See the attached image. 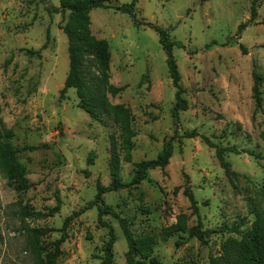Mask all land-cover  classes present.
<instances>
[{"label": "rangeland", "instance_id": "1", "mask_svg": "<svg viewBox=\"0 0 264 264\" xmlns=\"http://www.w3.org/2000/svg\"><path fill=\"white\" fill-rule=\"evenodd\" d=\"M253 1L138 0L139 19L167 28L185 45L173 51L188 101L176 125V89L153 28L113 8L90 12L91 32L110 51L106 72L90 56L84 65V81L106 106L92 116L79 107L77 89L60 95L69 72L63 27L70 16L52 10L60 0H0V143L26 183L21 191L0 170V264L46 261L33 230L47 228L39 243L49 251L64 232L68 236L55 264H101L109 239L101 221L116 235L111 264H128L118 220L105 215L100 221L96 207L85 208L98 182L131 183L136 164L157 158L170 139L167 167L104 195L132 237L153 235V255L164 264H210L230 237H240L236 229L253 225L256 206H264V0H257L253 23L238 32L251 18ZM131 2L110 0L113 6ZM109 86L125 89L114 95ZM111 105L122 108L119 114ZM203 137L238 150L226 157L237 176L226 175ZM182 214L189 218L187 231L165 235ZM199 223L205 241L192 234Z\"/></svg>", "mask_w": 264, "mask_h": 264}, {"label": "trees", "instance_id": "2", "mask_svg": "<svg viewBox=\"0 0 264 264\" xmlns=\"http://www.w3.org/2000/svg\"><path fill=\"white\" fill-rule=\"evenodd\" d=\"M138 0H132L131 3H124L121 5L113 6L110 4V0H60V6L53 8L52 10L62 15L69 12V20L63 27L64 33L68 37V52H69V72L66 77L64 86L61 90V98L65 96L67 91L71 88H75L78 91L79 107L84 109L87 113L95 116V111H104L106 106L104 105L101 97L96 94H92L87 82L83 79V70L88 56L93 57L98 65V69L103 72L109 68L110 51L109 44L106 40L98 39L91 32L90 12L94 9H108L113 8L121 13L128 14L133 22L137 25H145L153 28L159 36V42L162 46L167 59V67L170 78L172 79L173 86L176 89L175 103L172 108L173 118L176 125L179 124V114L181 111L188 109V101L185 98V89L181 85V74L179 71L178 63L174 56V48L185 49L183 42L178 40H172L170 32L167 28L146 22L141 20L137 16ZM256 3L254 0L252 3L251 18L238 26V32H242L249 24L253 23L256 16ZM243 51H246L244 46L241 45ZM104 74V73H102ZM256 80H259V76L254 75ZM257 84V82H256ZM109 91L117 95L121 93L124 87L109 86ZM255 96L259 99L257 93V86H255ZM112 111L119 114L118 106H109ZM129 110L127 109V112ZM197 133L193 132L188 134L187 137H194ZM207 143L216 148V155L220 162L221 167L224 169L226 175L229 178L237 176V173L232 170L231 164L227 161L226 157L230 152L239 154L235 148H223L218 145L212 144L208 138L203 137ZM174 153L173 139L167 141L163 149L158 154L157 158L152 160L141 161L136 164V170L133 180L129 184L115 182L109 186H103L101 183H97V194L93 201L89 202L85 209H91L96 207L99 213V218L105 215H110L118 220L120 227L124 233L126 240L128 241L127 251V263L128 264H164L158 257L154 256V247L156 245V239L151 234L138 235L135 238L132 237L126 220L121 216L120 212L114 209L112 206L107 205L104 202V195L117 189H122L131 184H139L146 179L147 173L152 169L165 168L169 165ZM259 157V156H258ZM0 170L6 175L11 183H16L17 189L23 191L26 188V183L22 179V172L19 169L12 171L9 166L8 154L0 143ZM114 172V176H116ZM190 202L195 214H199L198 201L195 199L194 194L190 189H185L184 192ZM260 196L264 203V186L260 188ZM59 207L53 208L51 213H56ZM35 216H43L44 214L36 212ZM256 219L253 225L244 231L236 229L240 234L239 238L230 237L222 247V253L211 259L210 264H264V206H256L255 210ZM188 216L182 214L179 216V220L176 224H173L164 229V234L171 236L173 234H180L188 229ZM101 225L109 229V239L105 246V258L101 264H111L113 257V246L116 242V235L112 226L101 221ZM51 229H35L33 233L36 242V249L39 254H45L47 260L43 261L39 259L36 264H55L61 253V245L67 239V233L64 232L60 239L54 243V250L49 251L48 248L39 243L40 237L48 234ZM206 231L203 230V225L199 223L192 228V234L200 241H205Z\"/></svg>", "mask_w": 264, "mask_h": 264}]
</instances>
